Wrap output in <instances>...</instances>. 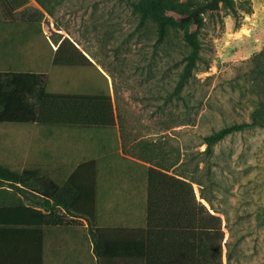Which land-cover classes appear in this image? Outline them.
Masks as SVG:
<instances>
[{"label": "rangeland", "instance_id": "1", "mask_svg": "<svg viewBox=\"0 0 264 264\" xmlns=\"http://www.w3.org/2000/svg\"><path fill=\"white\" fill-rule=\"evenodd\" d=\"M233 2L236 15L224 1L201 13L200 57L187 70L183 29L171 27L159 41L156 21L140 23L126 0H0V71H45L51 91L74 83L111 88L123 106L125 135L136 140L148 132L155 139L150 161L190 181L197 200L222 217L224 264H264V0ZM63 37L97 57L109 79L82 65L85 59L54 65L52 48ZM255 114L262 124L207 152L206 135ZM34 125L0 122L1 162L23 168L51 155L78 162L96 138L94 131ZM3 194L11 205L42 200L35 188L6 181Z\"/></svg>", "mask_w": 264, "mask_h": 264}, {"label": "trees", "instance_id": "2", "mask_svg": "<svg viewBox=\"0 0 264 264\" xmlns=\"http://www.w3.org/2000/svg\"><path fill=\"white\" fill-rule=\"evenodd\" d=\"M26 1V0H25ZM139 13L140 23L152 18L157 23L158 40H163L171 27L183 29L184 39L190 46L186 67L189 70L200 57L199 24L193 19H178L191 12L197 3L188 5L171 0H126ZM224 1L236 15L233 0ZM18 3V5L23 4ZM88 58L67 37H64L54 55V62L76 64ZM48 74L33 70L0 71V122L111 125L115 114L111 96L74 92H53L47 87ZM261 114L251 121L232 123L204 137L206 150L231 133L262 124ZM35 188L43 194L42 202L48 206L52 200L66 212L53 207L45 213L34 205H9L0 207V221L28 225H61L75 217L86 216L97 222L94 210H82L74 204L81 195L78 185L71 179L64 183L55 181L48 169L41 165L15 168L0 161V182ZM98 231V230H97ZM98 232L93 231L96 239ZM104 239L105 254L110 257H133L143 264H224L223 241L225 232L222 217L198 201L190 181L168 174L158 168L148 171L146 223L134 229L132 237Z\"/></svg>", "mask_w": 264, "mask_h": 264}, {"label": "crops", "instance_id": "3", "mask_svg": "<svg viewBox=\"0 0 264 264\" xmlns=\"http://www.w3.org/2000/svg\"><path fill=\"white\" fill-rule=\"evenodd\" d=\"M63 38L56 41L57 46L54 45V48L50 45L53 51L52 58ZM80 50L88 58L82 65L93 66L108 80L109 75L100 65V60L89 53L88 49L81 47ZM52 62L57 66L72 65L55 63L53 59ZM49 79L48 75L47 87ZM71 87V90L53 92L109 94L113 103L115 123L80 125L32 122L37 127L40 125L78 132L94 131L96 134L91 148L78 162H71L69 158L64 156L60 158L56 155L37 156L32 162L45 166L58 183L73 180L81 190L80 198L74 204L85 211L95 210L98 214L97 222L91 223L84 215L75 217L65 224L52 226L1 220L0 264L139 263L138 258L108 256L101 240L130 238L134 229L146 223L148 171L150 167L161 169L149 159V156L154 155L151 141L155 139H151L148 132H144L136 140H131L125 135L124 126L119 121V115L124 113L123 106H119L120 103L111 88L105 90L100 86H93L85 90L75 83ZM118 164H122L120 169H114ZM161 170L166 172L164 167ZM39 194L42 197L41 201L25 205H34L45 213L50 212L53 207L66 212L63 206H56L52 200L48 206L44 205L42 202L45 198L43 194ZM7 200L8 195L0 196V207L11 205L7 204ZM106 212L109 215L108 219L101 216ZM93 231L98 232L96 239L93 237Z\"/></svg>", "mask_w": 264, "mask_h": 264}, {"label": "water", "instance_id": "4", "mask_svg": "<svg viewBox=\"0 0 264 264\" xmlns=\"http://www.w3.org/2000/svg\"><path fill=\"white\" fill-rule=\"evenodd\" d=\"M219 0H207V1H202L196 5V7L191 11L188 12L187 14L183 16H179L178 19H193L192 26L196 27L199 24V14L202 13L205 10H210L214 11L219 8Z\"/></svg>", "mask_w": 264, "mask_h": 264}]
</instances>
